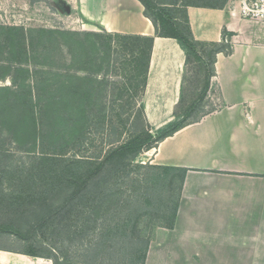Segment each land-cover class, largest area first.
Returning <instances> with one entry per match:
<instances>
[{"label":"rangeland","instance_id":"obj_1","mask_svg":"<svg viewBox=\"0 0 264 264\" xmlns=\"http://www.w3.org/2000/svg\"><path fill=\"white\" fill-rule=\"evenodd\" d=\"M146 1L145 14L152 17L157 14L156 7H172V3L178 1L176 7H179L178 16L181 19L186 3L208 2ZM230 3L238 6L242 16L264 19V0H230ZM75 5L76 0H0V246L39 255L54 254L60 261L63 255L60 249H67L62 239L68 234H75L82 224L81 215L88 216L92 209L86 207L80 215L81 209L75 208L71 220L64 224L49 228L42 224L50 210H53V217L60 216L58 206L69 194V189L63 184L46 191L51 179L43 174L42 166H35L42 151L52 152L63 144L60 139L64 131L59 121H54L53 117L48 119L46 115L41 117L39 113L46 109L49 95L62 89L66 78L63 67L70 64V56L63 57L55 48L52 51L44 49L49 45L56 47L58 42L63 43L58 31L79 33L69 73L72 83L88 88L92 97L85 101L79 95L76 107L89 104L98 110L92 121L84 124L83 120H79L75 148L68 154L97 156L111 146L107 144L109 139H125L146 127L151 132V125L139 109L145 67H140L128 53L121 52L120 43L109 39L102 30L90 27L79 16ZM14 27L23 29L24 35L18 36L22 31H16ZM39 28L54 32L38 34L32 31ZM31 35L33 41H30ZM50 39L51 44L48 42ZM91 40L97 41L95 51L89 45ZM206 75L202 56L192 55L178 111L194 102L198 107L194 109L193 118L216 109L209 87L204 89ZM22 99L29 100L23 104ZM104 115L107 116L106 122L114 125L113 129H105L106 123L103 125L102 119H99ZM58 140L60 144H57ZM144 152L134 160L129 157L125 162L128 165H116L110 183L128 170L141 172L135 163H144ZM165 177L159 185H143L135 191L137 199L130 212L140 219L142 224L138 229L146 235L152 232L154 226L169 225L172 221L179 195L180 173L170 171ZM131 192L133 189L126 193L129 195ZM107 199L109 205L105 209L108 210L100 212L104 217L116 211L111 208L114 196L110 194ZM54 248L57 252H53ZM82 261L75 258L68 263L81 264Z\"/></svg>","mask_w":264,"mask_h":264},{"label":"crops","instance_id":"obj_2","mask_svg":"<svg viewBox=\"0 0 264 264\" xmlns=\"http://www.w3.org/2000/svg\"><path fill=\"white\" fill-rule=\"evenodd\" d=\"M75 7L90 27L154 35L139 0ZM237 7L187 6L194 38L225 39L229 50L210 77L216 109L144 152V163L186 169L173 225L154 226L144 264H264V19ZM185 58L175 38L154 37L140 101L152 134L176 120ZM0 264L53 262L0 246Z\"/></svg>","mask_w":264,"mask_h":264},{"label":"trees","instance_id":"obj_3","mask_svg":"<svg viewBox=\"0 0 264 264\" xmlns=\"http://www.w3.org/2000/svg\"><path fill=\"white\" fill-rule=\"evenodd\" d=\"M139 1L146 10L147 1ZM227 2L228 0H208L206 3L188 2L182 11V19L178 16L179 7H176L178 1L173 2L172 7H156L155 11L157 14L154 17L145 14L144 10L145 16L150 19L154 26V35L126 34L107 32L105 30H102V32L109 39L120 43L121 52L128 53L139 63L140 67H145L142 92L146 83L151 47L155 36L172 37L178 41L186 56L184 79L191 56H202L204 66L207 68L204 88L207 90L210 84V77L215 72L216 55L220 52L228 53L229 44L226 43L225 39L221 41H200L195 39L188 20L187 6L222 9ZM14 30L22 31L18 36L24 35L23 29L14 27ZM32 31L38 34L54 32L44 28ZM16 33L18 34V32ZM58 33L62 36L63 43L58 42L56 47L49 45L44 49L52 51L55 48L60 51L63 57L68 55L72 58L75 52V41L79 33L68 30H60ZM88 33L95 36L100 35L98 32ZM225 34L224 31L223 35ZM33 40V35H31L30 41ZM48 42L49 44L53 43L51 39ZM89 45L92 48L91 50L95 51L97 41L91 40ZM200 48H205L206 50ZM71 58L69 59L70 64H65L63 67L64 72H66V78L62 89L58 93H51L45 105L46 109L39 112L41 117L46 115L48 119L53 117L54 121H59L64 134L60 139V143L63 144H60L58 140L57 144H60V147L53 149L52 152L42 151L35 166H42L43 174L51 179L46 191L51 188L54 189L56 185L60 184L69 189H67L69 192L67 198L58 206L57 211H59L60 216L57 218L53 217V210H50L48 215L43 218L42 224L48 228L64 224L68 219L71 220L75 208L81 209L80 215L86 207L91 208L92 212L85 217L81 215L82 224L80 228L77 229L75 234H68L62 239L67 249H60L59 252L63 254L60 257L61 261L54 254L39 255L34 252H19L49 258L53 264H76L68 263L75 258L83 259L81 264H144L151 233L147 235L142 233L138 229L142 222L130 212L131 205L137 199L135 191L143 185L156 186L163 183L165 176L170 171H178L180 173V191L186 169L155 165L149 162L135 163L136 167L142 170L141 172L132 173L131 170H128L124 175L117 176L110 183L112 170L116 165H128L125 162L129 157L134 160L139 153L151 149L159 140L173 134L187 124L199 121L202 116L211 111L204 112L193 118L194 109L198 107L197 102L186 106L182 111H178L177 106L182 99V96H180V100L174 110L176 120L158 129L155 134H152L146 127L125 139H120V137L109 139L107 144L111 146L105 149L103 154L97 156L69 155L68 153L75 148L78 138L77 125L80 122L79 120H83L84 124L88 123L96 118V111L98 113V110L89 104L81 106L79 104V107H76V97L78 98L80 95L86 101L92 96L89 94L88 88L82 85L75 86L72 83L71 74L69 73L72 68ZM63 60L65 63L67 62L66 59L63 58ZM26 100L28 101L29 99H22L23 104L27 103ZM139 109L143 114L142 103H139ZM99 119H102L103 125L106 123L105 129L106 127L113 129L114 125L106 122L107 116L104 115ZM106 138H108V135ZM132 164L134 163L129 165ZM130 189H133V192L128 195L126 192ZM110 194L115 198L114 205L111 208H115L114 210L116 211L108 217H104L103 215L101 216L100 212L108 210L105 208H108L109 202L107 198ZM178 200L173 210L171 223L158 226L171 227L173 225ZM53 252H57V249L54 248Z\"/></svg>","mask_w":264,"mask_h":264}]
</instances>
